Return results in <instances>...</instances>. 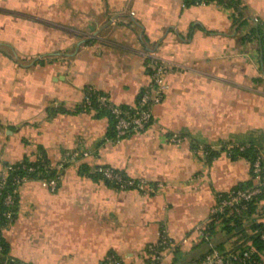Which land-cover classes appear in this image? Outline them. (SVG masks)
I'll return each mask as SVG.
<instances>
[{"label": "crops", "instance_id": "1", "mask_svg": "<svg viewBox=\"0 0 264 264\" xmlns=\"http://www.w3.org/2000/svg\"><path fill=\"white\" fill-rule=\"evenodd\" d=\"M262 23L264 0H0V174L41 152L52 164L90 153L66 166L54 192L40 180L19 187L6 257L100 264L114 254L143 264L164 230L178 246L162 264H194L207 251L195 229L216 195L253 183L250 161L223 147L264 154ZM148 54L178 66L150 126L114 142L112 119L84 108V91L134 104L150 80ZM99 165L146 180L148 192L111 187L90 174ZM249 217L264 224V198ZM250 219L216 239L235 247Z\"/></svg>", "mask_w": 264, "mask_h": 264}, {"label": "built area", "instance_id": "2", "mask_svg": "<svg viewBox=\"0 0 264 264\" xmlns=\"http://www.w3.org/2000/svg\"><path fill=\"white\" fill-rule=\"evenodd\" d=\"M193 6L206 7L217 4V0H182ZM263 35L260 38L261 54L264 58V24H261ZM149 57V82L139 93L137 101L128 106L116 104L107 94L98 92L92 87H87L84 91V105L90 110L96 106L107 110L114 120V136L112 141L119 142L122 138L147 129L153 119L154 107L161 103L166 92L169 89L167 76L178 65L166 61L159 56L148 54ZM172 142L181 141L178 137H173ZM245 146H240L243 150ZM228 156L232 151L228 150ZM90 153L82 149H74L63 154L61 160L52 164L46 162L42 154H38L39 159L45 169L55 171L51 178L32 177L31 173L36 172L38 167L30 166L26 163H12L5 166L0 174V205L4 210L0 211V232L7 229L14 220L13 207L19 203V187L30 180H40L46 183L48 188L54 192L62 179L66 166L73 160L81 157H87ZM264 165V154L260 153L251 165L253 183L246 187L232 188L226 192L218 193L216 201L210 208L208 219L200 226L196 227L195 232L201 241H206L208 251L201 260L195 264H264L262 257H258L256 250L252 247L244 249H234V247L219 248L212 236V230L215 232H225L223 229L225 219H239L245 221L246 213L253 203L264 198V174L262 173ZM20 171L24 172L23 174ZM94 172L101 176V179L110 182L117 190L135 189L142 193L148 192V183L144 179H134L121 174L111 166L99 165L94 168ZM11 180L12 188L7 189L8 182ZM264 240V233L261 234ZM177 244L162 230L155 243L146 246L147 259L143 264H162L167 255L173 254L177 249ZM4 251V245L0 241V255ZM2 264V263H0ZM6 264V262L4 263ZM100 264H125L124 261L114 254H109Z\"/></svg>", "mask_w": 264, "mask_h": 264}, {"label": "trees", "instance_id": "3", "mask_svg": "<svg viewBox=\"0 0 264 264\" xmlns=\"http://www.w3.org/2000/svg\"><path fill=\"white\" fill-rule=\"evenodd\" d=\"M238 1L239 0H217V3H219V4H223L224 3L226 5H236L237 6ZM186 4H190V3L187 2ZM261 37L262 36H260V38ZM95 103L96 102L93 101V104L95 106L94 111L106 113L112 119L113 124H114V120L110 116L109 112L107 110L103 109V108L97 107ZM83 106H84V108H86L84 103H83ZM86 109H88V108H86ZM112 132H113L112 134L114 136L113 126H112ZM240 146H245L242 151L239 150ZM197 147H198V145H197ZM206 150H207L208 155H209L210 158H213V157L216 156L215 152L211 151V148H206ZM228 150L232 151V155L230 157H232V158L244 157V158H246V159H248L250 161L251 165L254 162V160L256 159V157L261 153V151L257 147H255L253 145H230V144H227V145H225L223 147V151L227 152ZM40 154H42V157L44 158V160L46 162H50L48 160L47 156L43 152H41ZM21 163H26V164H29L30 166L38 167V170L36 172L31 173L32 177L35 178V179H38V178H51V177H53L55 175V171H53L51 169H45L44 165L41 164L39 159H36V160H33V161L25 160V161H21ZM116 170L119 171L121 174L126 175L123 172H121L120 170H118V169H116ZM262 171H263L262 173L264 174V165H263ZM20 173L23 174L24 172L20 171ZM251 173H252V171H251ZM90 174L93 177H95V178L101 179V176L98 173H95L94 170ZM103 181H105L108 185L113 187V185L110 182H108L106 180H103ZM249 185H251V182H249L246 185H239L237 187H246V186H249ZM12 187L13 186H12L11 180H9L7 189H10ZM237 187H235V188H237ZM113 188H115V187H113ZM254 204L255 203H253L250 206L249 210L246 213V218L247 219L248 218L250 219L249 215L253 211ZM3 210H4L3 206L0 205V211H3ZM13 210L15 212V214H14V220H15L16 217H17V213H18L17 205L13 207ZM14 220L12 221V223L14 222ZM224 223H225V225H224L223 229L229 235L231 233L236 235V234L241 232V231L237 230V228L239 226H241V224H242L241 220H239V219H234V220L225 219ZM249 228L251 230L250 235L247 236V237H244L243 238L244 240L240 241L234 247V249H244V248L252 247V248H254L256 250L257 256L258 257L259 256L262 257V252L264 251V240L261 239V234L264 233V224L263 223H259V222L255 221L253 219H250ZM211 234L214 237V240H215V243L217 244V246L219 248L223 249L224 248L223 247V242H218V240L216 239L217 232H215V230L213 229ZM0 241L4 245V251H3L2 255H0V263L4 264L6 262V264H26V263H24L22 261H12L8 257H6L8 249H7V244H6V242L4 240V237H3V231L0 232ZM203 242L207 244L206 241H203ZM208 249L209 248H208V244H207V251H208ZM207 251L196 262L201 260L203 258V256L207 253Z\"/></svg>", "mask_w": 264, "mask_h": 264}]
</instances>
